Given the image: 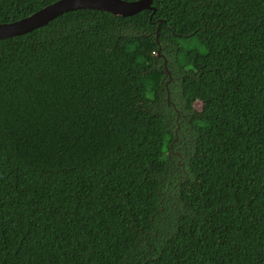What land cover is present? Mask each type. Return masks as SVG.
Masks as SVG:
<instances>
[{"label": "trees", "instance_id": "obj_1", "mask_svg": "<svg viewBox=\"0 0 264 264\" xmlns=\"http://www.w3.org/2000/svg\"><path fill=\"white\" fill-rule=\"evenodd\" d=\"M153 7L0 39V264H264V0Z\"/></svg>", "mask_w": 264, "mask_h": 264}, {"label": "water", "instance_id": "obj_2", "mask_svg": "<svg viewBox=\"0 0 264 264\" xmlns=\"http://www.w3.org/2000/svg\"><path fill=\"white\" fill-rule=\"evenodd\" d=\"M153 1L154 0H59L27 18L12 23L0 24V39L28 34L70 11L96 10L122 17H131L144 10H153V12H155ZM159 22L162 23V20ZM158 35L159 30L157 31V39ZM164 64L167 68L166 61Z\"/></svg>", "mask_w": 264, "mask_h": 264}, {"label": "rangeland", "instance_id": "obj_3", "mask_svg": "<svg viewBox=\"0 0 264 264\" xmlns=\"http://www.w3.org/2000/svg\"><path fill=\"white\" fill-rule=\"evenodd\" d=\"M185 187H186V188H190V189H195V186L190 185V184H186Z\"/></svg>", "mask_w": 264, "mask_h": 264}, {"label": "flooded vegetation", "instance_id": "obj_4", "mask_svg": "<svg viewBox=\"0 0 264 264\" xmlns=\"http://www.w3.org/2000/svg\"><path fill=\"white\" fill-rule=\"evenodd\" d=\"M167 66H168V63H167ZM165 70H166L167 73H169L168 67L167 68L165 67Z\"/></svg>", "mask_w": 264, "mask_h": 264}]
</instances>
